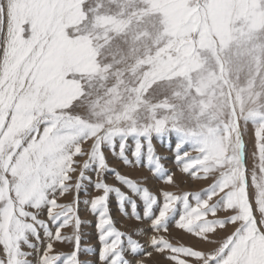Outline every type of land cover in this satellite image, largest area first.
<instances>
[{"label":"snow or ice","instance_id":"6c2138e0","mask_svg":"<svg viewBox=\"0 0 264 264\" xmlns=\"http://www.w3.org/2000/svg\"><path fill=\"white\" fill-rule=\"evenodd\" d=\"M173 135L182 171L213 183L202 193L163 192L156 214L157 198L109 168L104 149L116 154L119 143L132 165L131 137L142 166L146 141L147 166L172 184L152 141ZM89 170L113 172L144 204L141 217L119 188L94 184L103 195L83 203L99 214L100 264H145L126 253L153 254L131 236L125 247L109 216L111 192L122 211L127 202L137 220L151 221L158 235L149 246L171 264H264V0H0V264H90L79 259L93 251L81 249L79 217ZM173 222L216 246L173 244L159 234ZM55 242L74 250L56 253Z\"/></svg>","mask_w":264,"mask_h":264},{"label":"rangeland","instance_id":"374dc122","mask_svg":"<svg viewBox=\"0 0 264 264\" xmlns=\"http://www.w3.org/2000/svg\"><path fill=\"white\" fill-rule=\"evenodd\" d=\"M245 141L247 146V165L248 168L251 169L253 166V157L252 152L255 150V133L254 128L249 125L247 133L245 135ZM153 147L155 150V154L161 157V164L164 166L165 169L168 170L170 174L173 175V183L168 184L164 180L157 178L153 172L147 166V142L142 141V166L135 164V157L133 156V152L135 151V141L130 137L126 141V148H125V155L128 156L130 160L133 161L132 165H125L123 161L119 158V143H117L116 147V154L105 148V155L109 164V168L115 169L121 175H125L130 179L136 181L142 187H147L148 190L152 195L157 198V205H154V210L156 214H158L159 207L163 205L164 197L163 192H172L174 195H182L185 192L189 193H197L203 192L206 190L212 183L213 178L210 176L208 179H193L189 174L184 173L182 171L183 164L177 163L176 161V138L173 135L169 142L168 138H165L163 142L160 140L153 138ZM88 145H85L87 148ZM182 154V153H181ZM190 156H195L197 153L192 152L189 150ZM76 159L83 162V159L86 157L81 158L77 157ZM76 174H73V182L76 179ZM86 175L91 177V183L87 180L84 181L86 192L81 191L80 193V200L81 203L79 205V217L81 219L82 226H81V249L91 248L93 251L92 253L85 254L83 251L79 254L80 260H88L90 264H100L99 261V251L102 247V244L99 240V230L97 228V224L99 222V214L93 213L91 211L90 203L85 204L83 201L88 200L89 202L100 195H103L102 189H96L94 184L99 180H102L104 183H107L109 186L114 188H119L121 192H123L126 196L130 197L134 200L137 204V213L143 217L144 211V204L140 196L135 195L131 192L130 189L127 188L126 185L121 184L115 177L114 173L111 171L101 173L98 177L94 171H87ZM197 175H203L202 172H197ZM218 197H214L212 201L209 203H214ZM72 200L71 196L61 197L58 199L60 203H69ZM192 204H195L194 200L190 201ZM108 208H109V216L113 221L114 227L124 233L123 242L125 247H127V237L131 236L132 239L139 242L141 245L144 246L146 251L152 252L151 257H146L143 255H136L135 257L127 254L125 258L128 260H144L145 264H171V262L166 259L165 255L156 253L150 246H149V238L152 235H158L153 231L151 228V221L148 219H140L137 220L132 215V208L131 204L125 202L124 210L122 211L118 202V198L114 192L109 193L108 195ZM178 208L182 210V205H178ZM230 212L225 211H218L217 217L223 219L225 216L230 215ZM258 215V214H257ZM42 219L47 220V216L44 215L41 217ZM178 215L176 219H178ZM209 219L213 217L209 214ZM53 231H55V227L53 226ZM233 231V226L229 225L226 230L220 231L218 230L217 239L225 238ZM62 235H71L73 233V228L71 226L61 229ZM165 235L167 239L170 240L173 244H181L184 246H191L193 248L199 250H209L216 245H210L204 241H201L199 238L189 234L181 229H177L175 227L174 222L169 225V232L168 233H159ZM54 250L56 253L63 254L64 256L69 255L74 250L73 243H61L55 242L54 243ZM193 264H196L193 261Z\"/></svg>","mask_w":264,"mask_h":264}]
</instances>
